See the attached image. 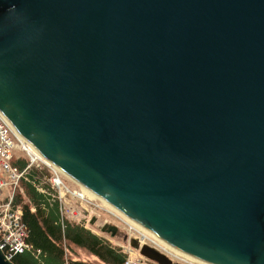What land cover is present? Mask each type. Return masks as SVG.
<instances>
[{"label":"water","instance_id":"1","mask_svg":"<svg viewBox=\"0 0 264 264\" xmlns=\"http://www.w3.org/2000/svg\"><path fill=\"white\" fill-rule=\"evenodd\" d=\"M0 111L173 247L264 264V0H0Z\"/></svg>","mask_w":264,"mask_h":264},{"label":"built area","instance_id":"2","mask_svg":"<svg viewBox=\"0 0 264 264\" xmlns=\"http://www.w3.org/2000/svg\"><path fill=\"white\" fill-rule=\"evenodd\" d=\"M18 153H23L28 158L29 163L25 169L21 170L12 163ZM32 169L49 172L44 177L38 176L34 184L49 200H58L63 224L66 219H71L94 232L97 231L87 226L92 225L93 218L97 220L98 230L105 223L117 222L119 225L122 223L127 226L128 242L119 245L126 255L123 264H150L149 262H153L130 245L132 238H136L140 246L149 245L155 248L175 263L209 264L178 253L167 245V242L154 234L156 236L154 238L145 235L142 231L144 229L112 205L97 195H89L85 191L87 188L45 159L33 145L20 136L0 111V248L7 259L12 260L15 255L24 253L31 248L27 242L28 228L22 219L23 210L16 205L14 192L19 187L21 180L27 178ZM40 254L41 251L38 250L37 255Z\"/></svg>","mask_w":264,"mask_h":264},{"label":"trees","instance_id":"3","mask_svg":"<svg viewBox=\"0 0 264 264\" xmlns=\"http://www.w3.org/2000/svg\"><path fill=\"white\" fill-rule=\"evenodd\" d=\"M12 163L22 170L29 161L25 154L18 153ZM47 174V170L32 169L14 192V201L23 210L22 219L28 228L27 242L31 248L15 255L13 263L97 264L76 256L75 249H80L95 257L101 264H123L126 255L108 239L76 221L66 219L63 224L58 200H49L34 184L38 176L44 177ZM38 250L41 251L40 255H37Z\"/></svg>","mask_w":264,"mask_h":264},{"label":"rangeland","instance_id":"4","mask_svg":"<svg viewBox=\"0 0 264 264\" xmlns=\"http://www.w3.org/2000/svg\"><path fill=\"white\" fill-rule=\"evenodd\" d=\"M116 225L119 226L120 230L118 232V235L115 237H112L110 234H103V232L101 233V231L99 232L98 228L96 225H87L89 227H91L93 230L97 231L100 236L105 237L106 239H108L110 241L111 244H113L114 246L119 247V245L124 244L125 243V239H126V235H127V226L125 224L120 223V225L117 222H114ZM76 252V256L81 257L83 259H87V260H91L96 262L97 264H101L99 263V261H96L95 257L91 256L89 253H87L85 250H80V249H75ZM69 253V252H68ZM73 256V255H72ZM150 264H156L154 262H149Z\"/></svg>","mask_w":264,"mask_h":264},{"label":"bare ground","instance_id":"5","mask_svg":"<svg viewBox=\"0 0 264 264\" xmlns=\"http://www.w3.org/2000/svg\"><path fill=\"white\" fill-rule=\"evenodd\" d=\"M85 189V188H84ZM85 191L89 194V195H96L95 193H93V192H91L89 189H85ZM128 218V217H127ZM135 224H137L136 222H134ZM139 227H141L142 229H144V230H142L143 231V233L145 234V235H147V236H150V237H156V236H154L153 235V233L152 232H150V231H148V230H146L145 228H143L142 226H140L139 224H137ZM152 233V234H151ZM167 245H169L170 247H172L175 251H177L178 253H182V254H184V255H186L187 257H189L190 259H194V260H199L198 258H196V257H194V256H191V255H189V254H187V253H185V252H182L181 250H179V249H177V248H175V247H173L172 245H170V244H167ZM200 262H205V261H203V260H199ZM206 263H208V262H206ZM209 264H211V263H209Z\"/></svg>","mask_w":264,"mask_h":264}]
</instances>
